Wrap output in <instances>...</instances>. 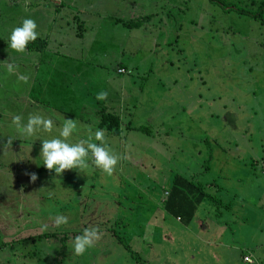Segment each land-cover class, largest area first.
Instances as JSON below:
<instances>
[{"label": "rangeland", "instance_id": "rangeland-1", "mask_svg": "<svg viewBox=\"0 0 264 264\" xmlns=\"http://www.w3.org/2000/svg\"><path fill=\"white\" fill-rule=\"evenodd\" d=\"M247 1L0 0V264H264V7ZM25 18L42 51L9 47ZM38 59L58 73L44 92ZM101 111L120 118L118 135L105 130L121 157L114 174L49 172L41 141L63 118L79 123L69 142L86 139L103 129ZM31 114L54 131L23 136L12 117ZM174 175L215 199L188 223L162 207ZM57 215L68 224L55 227ZM89 227L102 238L76 256L72 242Z\"/></svg>", "mask_w": 264, "mask_h": 264}, {"label": "clouds", "instance_id": "clouds-1", "mask_svg": "<svg viewBox=\"0 0 264 264\" xmlns=\"http://www.w3.org/2000/svg\"><path fill=\"white\" fill-rule=\"evenodd\" d=\"M38 38L37 23L32 18H25L21 25L13 28L9 36V47L23 54L27 50L30 42ZM9 70L12 65H8ZM108 93L101 90L96 94L97 101L107 100ZM12 125L25 137L36 136L39 132L52 133L55 129V122L50 117L40 114H31L26 123L21 115L12 117ZM79 130V123L73 119L63 118V123L59 129V135L51 139L41 141L40 156L43 158V166L49 171L54 172L56 176H61L65 171L77 169L80 172L90 169L94 166L107 176H112L121 157L115 154L108 146L106 140V131L97 129L95 132L89 127L86 139H79L77 142H69L73 134ZM12 140H8L11 145ZM91 160V164L89 163ZM31 183H34L38 176L35 172L25 173ZM55 227H61L68 224V217L57 215L53 218ZM48 225H41L40 231H47ZM102 238V233L97 227L84 229L81 235L74 238L73 252L76 256H83L89 249ZM245 260L251 264V257H245Z\"/></svg>", "mask_w": 264, "mask_h": 264}, {"label": "trees", "instance_id": "trees-1", "mask_svg": "<svg viewBox=\"0 0 264 264\" xmlns=\"http://www.w3.org/2000/svg\"><path fill=\"white\" fill-rule=\"evenodd\" d=\"M210 1L215 2L216 0ZM233 6L231 7L234 8ZM225 8L227 9L228 5H226ZM261 8L262 7H260V9ZM145 17L147 16H142L139 20L134 22L130 21L128 23L126 22L124 24L127 25V27L137 26ZM77 28L79 31H82L81 25L78 24ZM79 33L80 32H78V34ZM46 44L47 42L45 38L38 37L34 42H30L27 47L36 51H42ZM99 116L98 127L103 128L112 135L119 134L121 127L118 115L111 112L101 111ZM129 128L130 126L128 123L124 125V129L127 130ZM138 129L144 130L142 127H138ZM261 163H264V159H261ZM186 193H190V195L188 196ZM204 198L211 201L215 200L212 195L207 194L205 188L199 182H194L192 179L188 180L180 175H174L171 181L170 190H166V197L163 200L162 207L168 213L173 214L178 221L183 220V223H188L193 217L196 206L199 205ZM5 244L6 242L0 241V248Z\"/></svg>", "mask_w": 264, "mask_h": 264}, {"label": "crops", "instance_id": "crops-1", "mask_svg": "<svg viewBox=\"0 0 264 264\" xmlns=\"http://www.w3.org/2000/svg\"><path fill=\"white\" fill-rule=\"evenodd\" d=\"M169 1V4H170V0H168ZM236 2V1H235ZM173 3H174V0H171V6L170 7H172L173 6ZM237 3V2H236ZM247 3H248V5H251V6H254V5H256V7H259V9H260V7H264V0H248L247 1ZM164 4V3H163ZM168 12H169V10H168ZM85 32V28H83L82 27V31H80V35H81V37H82V35H83V33ZM40 59V58H39ZM38 59V66H41L42 65V68H41V70L38 72H36V73H38V80H37V86L39 87V89H42L43 90V92H44V90H45V88H46V85H47V83H48V81H46L45 79L47 78L48 79V77H49V75L51 74L52 76H54V77H57L56 75H58V73L57 74H53V71L54 70H51V71H49L50 69H47V68H45V66H44V64H45V62H46V59H41V60H39ZM47 60L48 61H51V58L50 57H48L47 58ZM118 68H123L125 71H126V66L125 65H123V64H121V63H119V65L117 66V68H116V71H117V69ZM58 69H56V71H57ZM124 71V72H125ZM59 73H61V71L59 72ZM117 73H123V72H118L117 71ZM75 77H77V76H81V75H77L76 73H75V75H74ZM87 77H89L88 75H87ZM81 80V79H80ZM57 82V81H56ZM61 83H62V81H61ZM73 83V82H72ZM72 83H71V86H72ZM82 84L83 85H86L85 83H83L82 82ZM121 89V88H120ZM124 101H126V100H124L123 98H121V100H120V103L124 106L126 103H124ZM127 107V106H126ZM209 185H211V187L213 186V184L211 183V184H209ZM202 223V222H201ZM244 256H248V255H244ZM250 256V255H249ZM248 256V257H249ZM243 258V257H242ZM243 260V259H242ZM246 262V261H245ZM247 263H249V262H247Z\"/></svg>", "mask_w": 264, "mask_h": 264}, {"label": "built area", "instance_id": "built-area-1", "mask_svg": "<svg viewBox=\"0 0 264 264\" xmlns=\"http://www.w3.org/2000/svg\"><path fill=\"white\" fill-rule=\"evenodd\" d=\"M117 71H118V72H124V69H123V68H118ZM260 170H261V174L264 175V163H261ZM164 193L166 194V191H165ZM245 257H248V256H243L242 259H243L244 261H246V260H245ZM246 262H248V261H246Z\"/></svg>", "mask_w": 264, "mask_h": 264}]
</instances>
